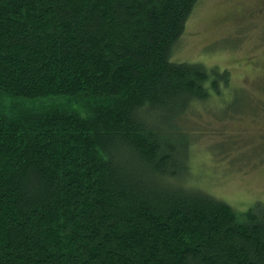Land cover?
Returning a JSON list of instances; mask_svg holds the SVG:
<instances>
[{"label": "trees", "instance_id": "trees-1", "mask_svg": "<svg viewBox=\"0 0 264 264\" xmlns=\"http://www.w3.org/2000/svg\"><path fill=\"white\" fill-rule=\"evenodd\" d=\"M198 1L0 0V264H264V208L176 184L228 78L172 60Z\"/></svg>", "mask_w": 264, "mask_h": 264}, {"label": "rangeland", "instance_id": "rangeland-1", "mask_svg": "<svg viewBox=\"0 0 264 264\" xmlns=\"http://www.w3.org/2000/svg\"><path fill=\"white\" fill-rule=\"evenodd\" d=\"M263 6L264 0H199L172 56L218 74L228 71L225 85L165 129V137L188 150L176 184L203 191L240 215L264 208ZM7 101L0 99V110ZM17 106L12 109L26 104Z\"/></svg>", "mask_w": 264, "mask_h": 264}, {"label": "flooded vegetation", "instance_id": "flooded-vegetation-1", "mask_svg": "<svg viewBox=\"0 0 264 264\" xmlns=\"http://www.w3.org/2000/svg\"><path fill=\"white\" fill-rule=\"evenodd\" d=\"M263 11H264V6H263Z\"/></svg>", "mask_w": 264, "mask_h": 264}]
</instances>
